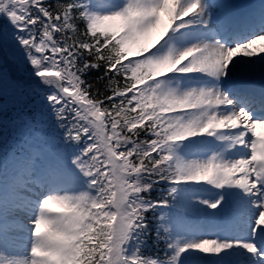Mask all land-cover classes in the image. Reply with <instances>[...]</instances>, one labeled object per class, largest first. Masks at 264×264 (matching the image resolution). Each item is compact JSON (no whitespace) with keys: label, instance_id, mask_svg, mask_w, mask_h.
Wrapping results in <instances>:
<instances>
[{"label":"snow or ice","instance_id":"1","mask_svg":"<svg viewBox=\"0 0 264 264\" xmlns=\"http://www.w3.org/2000/svg\"><path fill=\"white\" fill-rule=\"evenodd\" d=\"M0 17V128L26 145L0 162V257L10 229L29 237L4 264H264V7L0 0Z\"/></svg>","mask_w":264,"mask_h":264},{"label":"rangeland","instance_id":"2","mask_svg":"<svg viewBox=\"0 0 264 264\" xmlns=\"http://www.w3.org/2000/svg\"><path fill=\"white\" fill-rule=\"evenodd\" d=\"M250 1H252L253 3H255L256 4V7H259L260 4L264 5V0H250ZM3 19H4L3 17H0V23L3 22ZM3 57H4V53L3 52H0V61L3 60ZM184 87H187V84ZM21 142H23V143H21ZM19 143H20L19 144V147L20 148L24 149L26 147V145L24 144V140L23 139H22V141L19 140ZM16 155H19V154H16ZM11 156L7 155L8 158H11ZM0 162H2V159H0ZM30 191H35V189H30ZM25 232H26V237L25 238H14V237H11L7 233L10 243H13L14 241H17V242L20 241V243H22V244L17 243L16 246H15V244H13L12 246H13L14 250H20V251H24L25 250V244L27 243V241L29 239V237L27 235L28 230L25 231ZM7 255H9L8 252H5L4 253V257H6ZM4 257H0V264H4Z\"/></svg>","mask_w":264,"mask_h":264},{"label":"trees","instance_id":"3","mask_svg":"<svg viewBox=\"0 0 264 264\" xmlns=\"http://www.w3.org/2000/svg\"><path fill=\"white\" fill-rule=\"evenodd\" d=\"M50 2H54V0H50ZM90 79H94V78H90ZM160 193L158 191H154L153 192V198L159 196ZM149 218L151 221V213H149ZM154 229V226H153ZM164 242H163V238H161L160 240H156L155 238V231L153 230L152 236H150L148 238V243L147 245L144 247V251L146 255H159L162 254V252H164Z\"/></svg>","mask_w":264,"mask_h":264},{"label":"bare ground","instance_id":"4","mask_svg":"<svg viewBox=\"0 0 264 264\" xmlns=\"http://www.w3.org/2000/svg\"><path fill=\"white\" fill-rule=\"evenodd\" d=\"M237 9H239V7L237 8ZM257 80H260V78L257 76L256 77V81ZM17 217H18V221H19V223H21V224H24V223H28L29 221H27V220H25L24 219V214L23 213H17ZM26 221V222H25ZM9 232L12 234V236H15V238H17V237H23L24 235H25V232H22V231H20L19 229H10L9 230ZM21 252H23V251H20V250H14L13 248H10L9 249V251H8V254H9V256L10 255H12L13 253H15V254H19V253H21Z\"/></svg>","mask_w":264,"mask_h":264}]
</instances>
